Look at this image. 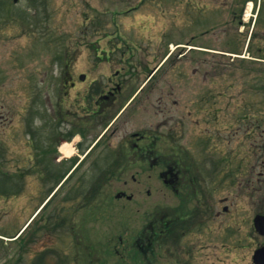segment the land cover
Instances as JSON below:
<instances>
[{
  "label": "rangeland",
  "instance_id": "rangeland-1",
  "mask_svg": "<svg viewBox=\"0 0 264 264\" xmlns=\"http://www.w3.org/2000/svg\"><path fill=\"white\" fill-rule=\"evenodd\" d=\"M223 1L0 0V81L3 82L0 97L4 98L6 108L15 100L24 104L28 101L30 86L34 85L44 104L45 96L55 92L52 84L60 78V67L66 60L72 61L76 71H84L91 78L96 77L101 68L115 67V61H101L97 67L100 61L97 48L102 49L101 55L108 51V56H114L115 60L123 51L116 45L124 47V41H128L125 57L132 63L162 60L173 48V53L154 77L159 80L153 91L148 83L141 92L143 97L152 96L146 100L149 112L137 114L136 122L127 130L149 127L154 131L153 127L159 121H167L160 132L173 135L174 139L173 142L162 139L161 145L167 152L171 146H180L184 157H188V152L191 158L197 159L202 175L200 185L213 191L215 217L211 263L254 264V250L264 244V236L253 224L254 215L264 213V0L252 39L249 37L252 18L247 15L244 24H240L234 19L231 5L222 8ZM213 3L219 8L217 12L211 9ZM228 4H232V0ZM171 43L185 44V47H173ZM189 44L216 50L201 53V50L189 49ZM222 50H235L240 54H221ZM145 78V74L137 77L132 88L136 90ZM159 94L166 96L167 107H163L165 112L156 114L158 107L152 106V100ZM209 94L213 96L210 104L205 102V99H211ZM173 99H178V103L175 104ZM139 119L144 120V124L137 122ZM3 130L0 127V132ZM100 131L99 128L95 133ZM5 135L11 137L6 142L9 155L2 156L7 160H2L0 169L14 173L20 168V172L26 173L23 179L20 177L23 192L14 197L12 193L17 180L0 176V264H88L87 261L78 262L73 253L65 255L58 247L54 248V258L47 256L48 233H51L47 230L46 208L19 238H12L36 213L47 196L51 172L55 176L61 167L53 164L39 169L34 165L30 138L25 129L21 128L15 134L20 144L13 140L11 131L7 130ZM48 135L47 129H40L37 141L44 144ZM19 153L22 161L17 163L15 158ZM107 154L103 150L101 157H107ZM223 157L233 159L230 168L235 180L224 179L223 163L215 164ZM243 162L245 165L241 167ZM122 168L118 177L105 184L103 196L124 188L127 179L129 193L148 187L153 191L158 189V193L149 198L147 207L150 209L163 193L164 203L174 205L173 193L167 188L162 190L165 188L155 177L156 169L146 170L142 182L134 183L131 173L140 167ZM252 172L256 176L262 172L261 191L254 195L247 187L239 185L238 180L242 173L247 178ZM93 176L92 170L87 172L86 184H91ZM6 190L9 193L4 198L1 195ZM226 204L228 213L223 212ZM120 212L117 204V220L112 219L117 223V230L111 231L107 229V223L111 222L110 211L108 208L103 210L102 222L106 225L102 226L101 232H96L101 238V253L94 261L96 264H130L126 255L124 258L117 255L114 247L106 244V239L116 233L123 235L127 230L128 219ZM217 212L222 214L216 217ZM93 214L94 211L90 213L91 223L94 222ZM87 227L94 226L87 224ZM76 233L59 230L53 236L70 237ZM220 256L223 261L219 260Z\"/></svg>",
  "mask_w": 264,
  "mask_h": 264
},
{
  "label": "flooded vegetation",
  "instance_id": "flooded-vegetation-1",
  "mask_svg": "<svg viewBox=\"0 0 264 264\" xmlns=\"http://www.w3.org/2000/svg\"><path fill=\"white\" fill-rule=\"evenodd\" d=\"M228 1H223L222 8L231 5L234 8V19L244 24L245 19L247 20L249 0H232V4H228ZM252 2L253 9L258 0ZM211 6L213 12L218 11L219 8H215L217 4L213 3ZM262 7L260 0L259 8ZM240 32L243 30L240 29ZM127 44L129 45L128 41H124V47L116 45L123 51L115 60L114 56H108V51L101 55L102 49L97 48L100 60L97 67L101 61H115L116 65L105 67L106 70L101 68L96 77L91 78L84 71H76L72 61L66 60L60 67V78L52 84L55 92L45 96L44 104L39 100L34 85L30 86L29 98L24 104L15 100L6 108L4 98L0 97V107L3 108L0 111V127L4 129L0 132V163L4 159L7 160L2 156L9 155L6 142L11 137H6L7 130L14 133L13 140L20 144L16 141L15 134L23 128L30 138L29 145L33 151L31 160L34 165L39 169L53 164L61 167L55 176L51 172L47 181L51 184L43 207L47 210V230L51 233H48L50 241L47 242V256L50 259L54 258V248L58 247L65 255L73 253L78 262L82 260L88 264H96L94 261L101 253V238L97 237L96 232H101L102 226L106 225L102 222L103 210L108 208L111 214L107 229L116 231L117 223L113 221L117 220L118 204L120 213L125 214L128 219L127 230L123 231V235L116 233L106 239V244L114 247L117 255H126L128 263L212 264L215 217L213 191L203 189L200 185L202 175L196 164L198 160L191 158L188 152V157H184L183 148L180 146H171L168 152L165 150L161 145L162 139L166 138L170 142L174 139L173 135L167 136L160 132L161 126L167 123L165 120L159 121L153 127L154 131L149 127L130 132L127 130L129 125L136 122L137 114L149 112L146 100L152 96L148 94L143 97L141 92L148 83L153 91L159 80V77H154L165 63L164 60L132 63L125 57ZM200 50L202 53L208 52L204 50L209 49L201 47ZM113 51L114 49L111 50ZM142 74H145L146 78L134 90V80ZM2 84L0 81V85ZM71 90L76 92L71 93ZM209 97L211 99H205L208 104L213 96L209 94ZM165 98L166 96L159 94L152 100V106L158 107L156 114L166 111L163 108L167 107ZM173 100L175 104L178 103V99ZM23 109L26 112H22ZM217 111L216 109L215 112ZM137 122L144 124L145 121L139 119ZM42 128L49 131L44 144L37 141L38 131ZM99 128L101 131L95 133ZM113 138L117 140L113 141ZM205 146L208 147V144ZM103 150L108 153L107 157H101ZM228 159L229 157H223L215 164L223 163L224 179L235 180L234 174L231 173L232 167L230 168L233 159ZM15 160L17 163L22 161L20 153ZM240 165L242 167L245 162ZM122 167H140L131 173L134 183L142 182L141 178L146 170L156 169L155 177L159 185L165 188L162 190L169 189L173 193L174 205L164 203L166 198L163 193L161 198L157 197L159 200L150 209L147 207L149 198L155 192L158 193V189L153 191L148 187L129 193L127 191L130 185L127 179L124 180V188L109 196H103L105 184L118 177ZM91 170L94 176L91 178V184H86L87 172ZM21 175L20 168L13 174L6 169H0L1 177L12 176L17 180L13 197L20 196L23 192ZM241 175L242 178L238 179L239 185L247 187L252 194L261 191L262 172L258 176L252 172L247 178L244 173ZM150 176L149 173L148 177ZM7 193L8 190L3 191L1 196L6 198ZM92 211L93 223L89 221ZM228 211L229 206L226 204L223 206V212ZM221 214L217 212L216 217ZM257 214L259 213L253 218ZM87 224L94 227H87ZM59 230L65 233L73 230L77 233L70 237L53 236ZM219 260L223 261L224 258L220 256Z\"/></svg>",
  "mask_w": 264,
  "mask_h": 264
},
{
  "label": "water",
  "instance_id": "water-1",
  "mask_svg": "<svg viewBox=\"0 0 264 264\" xmlns=\"http://www.w3.org/2000/svg\"><path fill=\"white\" fill-rule=\"evenodd\" d=\"M255 226L261 234H264V215L258 214L255 217ZM254 261L256 264H264V246L255 251Z\"/></svg>",
  "mask_w": 264,
  "mask_h": 264
},
{
  "label": "bare ground",
  "instance_id": "bare-ground-1",
  "mask_svg": "<svg viewBox=\"0 0 264 264\" xmlns=\"http://www.w3.org/2000/svg\"><path fill=\"white\" fill-rule=\"evenodd\" d=\"M247 15H250L249 11L247 12ZM70 153H71V150L68 151V154H70Z\"/></svg>",
  "mask_w": 264,
  "mask_h": 264
}]
</instances>
